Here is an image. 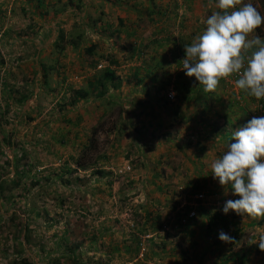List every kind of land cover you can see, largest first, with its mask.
<instances>
[{"label": "rangeland", "instance_id": "374dc122", "mask_svg": "<svg viewBox=\"0 0 264 264\" xmlns=\"http://www.w3.org/2000/svg\"><path fill=\"white\" fill-rule=\"evenodd\" d=\"M245 2L264 15L261 0ZM216 10L215 0H0V264H264V217L224 214L239 197L207 192L201 170L231 137L209 116L234 105L246 124L264 100L235 77L206 93L182 70ZM181 204L196 210L189 223L178 224ZM209 217L217 235L203 234Z\"/></svg>", "mask_w": 264, "mask_h": 264}, {"label": "clouds", "instance_id": "9594fccd", "mask_svg": "<svg viewBox=\"0 0 264 264\" xmlns=\"http://www.w3.org/2000/svg\"><path fill=\"white\" fill-rule=\"evenodd\" d=\"M217 10L207 16L205 27L185 45L182 70L215 92L220 81L235 77V87L256 100H264V15L245 0H215ZM225 150L210 164L213 179L239 199L226 200L222 212L264 217V115L253 116L232 131ZM218 238L232 242L221 231ZM264 251V236L258 240Z\"/></svg>", "mask_w": 264, "mask_h": 264}, {"label": "crops", "instance_id": "0c3cea01", "mask_svg": "<svg viewBox=\"0 0 264 264\" xmlns=\"http://www.w3.org/2000/svg\"><path fill=\"white\" fill-rule=\"evenodd\" d=\"M261 37L262 36H264V32H263V34L262 35H260ZM262 38H264V37H262ZM189 84H191V85H195V84H192L191 82H189ZM184 86H185V84H184ZM196 86V85H195ZM197 87V86H196ZM192 88V87H191ZM217 91V90H216ZM233 102H231L230 103V105L232 104ZM230 105H229V107H230ZM234 105H231V111H227V110H224V111H222L224 114H222V112H218L217 110H215L214 111V113L212 114V116H209V119L207 120L208 122H209V124H211L212 125V122L213 121H215V125L216 124H218L219 123V120H221V121H223L222 122V124H221V129L222 130H224L223 132H221V133H224V135L225 136H227L228 134L231 136V133H232V131H234V130H236L238 127H241V126H243L244 124H245V122H246V120L247 119H245V118H248L249 116L248 115H245V114H242L241 113V115H239L237 112H236V109H234V107H233ZM209 107H210V105H209ZM181 109H184V107L183 108H181ZM180 109V110H181ZM198 109V108H197ZM201 110V109H200ZM186 119V118H185ZM188 119H191V117L190 118H188ZM238 119V120H237ZM242 121L243 122V124L241 125V126H239L238 125V121ZM244 120H245V122H244ZM218 129V128H217ZM220 129V130H221ZM209 143H207L206 144V146L209 148V145H208ZM206 147V151H207V153H209L210 154V151H209V149ZM204 168V170L207 172V173H205V176L207 175V174H209V177H208V179L209 180H211V183L212 184H209V181H207V186H208V190H207V192H209V193H213V194H215V193H218V192H220V191H223V189L225 188L224 186H221L220 184H219V182H218V180H216V179H213V176H212V173H211V170H210V164L209 165H203V167L201 168V170ZM198 171H199V169H198ZM198 171H197V173H198ZM197 177V176H196ZM201 180V179H200ZM193 186V185H192ZM226 189V188H225ZM213 196H215V197H207V200H206V203L204 202V203H202L201 204V206H202V210H201V213H203L204 211H206V212H204L200 217H201V219L204 217H206L207 218V215H209L211 212H212V207H216V206H218L219 204H220V198H221V195L220 194H216V195H213ZM205 201V200H204ZM217 203V204H216ZM207 209V210H206ZM204 214H206V215H204ZM197 222V221H196ZM200 223H202V225H203V223H204V228L205 229H203V234H205V236H207V230H210V231H214L213 229H214V227H212V228H209V227H207V225H208V222H206V220H202V221H200ZM192 228H194L195 229V233H197V235L199 234H202V231H201V228H199V226H196V227H192ZM206 232V233H205ZM212 235H217V230L216 231H214L213 233H212ZM204 237V236H203ZM201 239H202V241H204L203 240V238L201 237Z\"/></svg>", "mask_w": 264, "mask_h": 264}, {"label": "trees", "instance_id": "16d2710c", "mask_svg": "<svg viewBox=\"0 0 264 264\" xmlns=\"http://www.w3.org/2000/svg\"><path fill=\"white\" fill-rule=\"evenodd\" d=\"M261 2H262V8L264 10V0H261ZM256 34L262 35L263 34V30L257 29V33ZM87 51H88V53H90L91 52V49H88ZM113 78H114V75L112 73H109V72L106 71L103 74L102 79H101V82H100L101 88L106 89L107 82L110 79H113ZM75 92L77 94V97H81L82 96V98H83V96H85V93H83V91L81 89L76 90ZM212 126L214 127V130L216 131L217 130V127L215 125V121L212 122ZM223 131L224 130H222V129L220 130V132H223ZM218 221L220 222V218L219 219H216V218H213V217L212 218L209 217L208 220H207V222H208L207 227L212 228V227L216 226L217 223H218ZM18 264H33V263L32 262H29L27 259H22Z\"/></svg>", "mask_w": 264, "mask_h": 264}, {"label": "built area", "instance_id": "2783aa9c", "mask_svg": "<svg viewBox=\"0 0 264 264\" xmlns=\"http://www.w3.org/2000/svg\"><path fill=\"white\" fill-rule=\"evenodd\" d=\"M196 198L198 200H202L204 197H203L202 194H199V195H197ZM192 207H193V204L190 205L188 208L185 207L183 204H181L177 208V214H179L178 224H186V223H189L190 220H192L193 218H195V216H196V210H194Z\"/></svg>", "mask_w": 264, "mask_h": 264}]
</instances>
